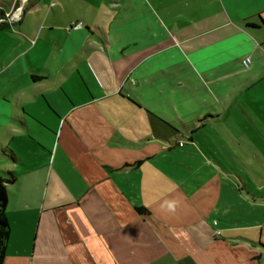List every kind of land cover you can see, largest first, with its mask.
<instances>
[{
    "label": "crops",
    "instance_id": "crops-1",
    "mask_svg": "<svg viewBox=\"0 0 264 264\" xmlns=\"http://www.w3.org/2000/svg\"><path fill=\"white\" fill-rule=\"evenodd\" d=\"M18 9L2 264H261L264 0H0V21Z\"/></svg>",
    "mask_w": 264,
    "mask_h": 264
},
{
    "label": "trees",
    "instance_id": "trees-1",
    "mask_svg": "<svg viewBox=\"0 0 264 264\" xmlns=\"http://www.w3.org/2000/svg\"><path fill=\"white\" fill-rule=\"evenodd\" d=\"M2 13H0V17ZM259 22L263 25V21L259 18ZM4 23V22H3ZM2 22H0L1 26ZM1 157L11 162L15 161V157L12 153L5 151L1 152ZM17 176L12 171H0V264L3 263L5 257V251L7 241L9 237V224L6 217V206H7V185L16 182ZM137 213L140 215H146L147 211L144 208H137Z\"/></svg>",
    "mask_w": 264,
    "mask_h": 264
},
{
    "label": "built area",
    "instance_id": "built-area-1",
    "mask_svg": "<svg viewBox=\"0 0 264 264\" xmlns=\"http://www.w3.org/2000/svg\"><path fill=\"white\" fill-rule=\"evenodd\" d=\"M20 13H21V10L18 9V10L14 11V12H12L10 14H7L4 19H1L0 22H9L10 23V22H12L14 20H18L19 16H20ZM81 26H82L81 23H77L73 27H74V29H80ZM215 233L217 235H219V231H216Z\"/></svg>",
    "mask_w": 264,
    "mask_h": 264
},
{
    "label": "rangeland",
    "instance_id": "rangeland-1",
    "mask_svg": "<svg viewBox=\"0 0 264 264\" xmlns=\"http://www.w3.org/2000/svg\"><path fill=\"white\" fill-rule=\"evenodd\" d=\"M261 264H264V261H262V263Z\"/></svg>",
    "mask_w": 264,
    "mask_h": 264
}]
</instances>
